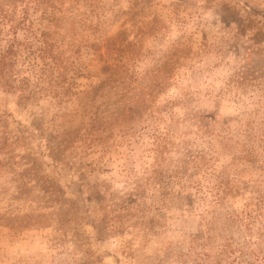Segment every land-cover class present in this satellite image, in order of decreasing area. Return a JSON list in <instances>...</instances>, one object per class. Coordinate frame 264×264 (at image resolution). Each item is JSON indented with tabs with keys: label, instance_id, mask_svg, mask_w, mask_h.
I'll use <instances>...</instances> for the list:
<instances>
[{
	"label": "rangeland",
	"instance_id": "374dc122",
	"mask_svg": "<svg viewBox=\"0 0 264 264\" xmlns=\"http://www.w3.org/2000/svg\"><path fill=\"white\" fill-rule=\"evenodd\" d=\"M13 2L78 74L0 85V264H264V0Z\"/></svg>",
	"mask_w": 264,
	"mask_h": 264
},
{
	"label": "trees",
	"instance_id": "16d2710c",
	"mask_svg": "<svg viewBox=\"0 0 264 264\" xmlns=\"http://www.w3.org/2000/svg\"><path fill=\"white\" fill-rule=\"evenodd\" d=\"M8 7L6 10L0 6L1 19L11 23L6 33L13 34L5 39L0 27V85L19 91L26 99L35 98L40 91L58 97L64 93L63 84L72 93L71 88L77 85L73 79L78 73L69 67L66 69L62 63L55 39L54 12L42 15L52 20L48 27L41 23L34 28L25 7L21 9L19 20L14 17L17 4L13 2ZM19 30L22 31L23 40L17 38ZM48 84L52 85L50 90L46 87ZM244 255L245 251L235 252L230 246H224L220 251L208 255L206 264H242Z\"/></svg>",
	"mask_w": 264,
	"mask_h": 264
}]
</instances>
